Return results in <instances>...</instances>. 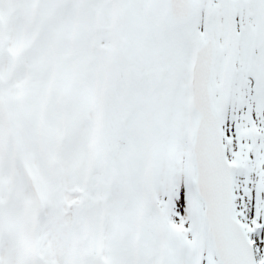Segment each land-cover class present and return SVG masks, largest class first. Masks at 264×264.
<instances>
[{"label": "snow or ice", "instance_id": "snow-or-ice-1", "mask_svg": "<svg viewBox=\"0 0 264 264\" xmlns=\"http://www.w3.org/2000/svg\"><path fill=\"white\" fill-rule=\"evenodd\" d=\"M0 264H264V0H0Z\"/></svg>", "mask_w": 264, "mask_h": 264}]
</instances>
